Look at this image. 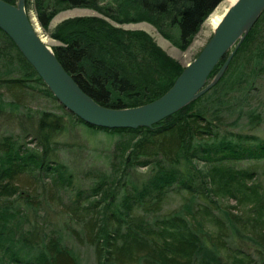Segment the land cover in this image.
<instances>
[{"label": "trees", "instance_id": "16d2710c", "mask_svg": "<svg viewBox=\"0 0 264 264\" xmlns=\"http://www.w3.org/2000/svg\"><path fill=\"white\" fill-rule=\"evenodd\" d=\"M223 1L27 0L26 8L60 43L52 47L55 55L87 95L103 107L129 109L165 95L186 66L148 32L113 23H150L186 51ZM72 9L100 16L66 19L50 29L58 14ZM259 85L264 11L224 76L150 128L94 127L61 104L59 115L40 111L33 135L0 140V264H84L70 241L93 248L95 264H264V185L257 167L263 165L264 175V111L254 102ZM35 95L57 101L0 28V115L25 107ZM66 120L115 141L108 171L89 170L86 188L75 186L60 154L66 144L57 137L68 132ZM172 195L183 203L167 211Z\"/></svg>", "mask_w": 264, "mask_h": 264}, {"label": "water", "instance_id": "95a60500", "mask_svg": "<svg viewBox=\"0 0 264 264\" xmlns=\"http://www.w3.org/2000/svg\"><path fill=\"white\" fill-rule=\"evenodd\" d=\"M27 0H0V28L34 67L56 100L86 124L105 129L152 127L206 94L225 74L245 37L264 11V0H239L214 30L200 55L189 63L173 87L152 103L129 109L101 106L65 70L53 49L42 41L26 8ZM224 65L210 81L219 62Z\"/></svg>", "mask_w": 264, "mask_h": 264}, {"label": "rangeland", "instance_id": "374dc122", "mask_svg": "<svg viewBox=\"0 0 264 264\" xmlns=\"http://www.w3.org/2000/svg\"><path fill=\"white\" fill-rule=\"evenodd\" d=\"M231 5L232 4H230L229 0H225L218 6L219 9L217 8L216 11L211 15V17L206 20L201 32L186 51H181L170 41L164 39L159 31L150 23L141 22L120 25L113 23L112 21L111 22L114 25L122 27L124 29L144 30L148 32L170 56L178 60L182 65L187 66L189 63L193 62L196 59L198 54L210 41L211 37H213L214 30L217 26L213 28L211 20L215 16L223 14L221 18L222 20ZM94 15L100 16L98 12L90 9H72L63 11L56 16L51 27L55 24L58 25L60 22L66 19ZM29 16L31 17V21L38 31L39 35L46 41V44L48 46L52 48L54 46L60 45L58 41L50 37V34L48 32L43 30L37 20L35 12L32 9H30L29 11ZM50 29L53 30L52 28ZM255 91L258 92L257 99L254 100L255 105H258L259 107H261V110L264 111V86L259 85ZM5 98L7 101L12 100V98L7 94ZM25 104V107H21L20 109L15 111L7 109V112L5 111V113L0 115V140L9 135H15L16 137L25 134H29V136L33 135L34 131H37L35 129L39 128L37 114L40 111H50L58 115L61 114V111L58 109V105H60V103L58 101L48 99L43 95H35L34 97H30L28 99V102ZM29 109L33 111L31 112L32 118H29ZM67 131L68 132H65L64 135L57 137L59 142L66 144V146H63L65 150L61 151L60 154L62 159L71 167L75 175V186H77L78 188H86L90 184V181H88V178L86 177V174L89 170H99L101 172L108 171L115 141L106 142L107 138L104 132H101L100 134H97L95 136L92 134L89 128L80 125L72 126L69 124ZM29 139H33V137H30ZM257 167L259 168L258 178L264 185V175H262L263 165L259 164ZM137 176L141 177V172H138ZM182 203V198L172 195L168 199L165 208L167 211H171L173 209L179 208ZM231 205H234V202H231ZM52 218L54 221L58 222V226H60L61 222L63 221L58 218L57 215L52 216ZM70 246L77 249L84 264H95L96 258L93 248L87 246L80 247L74 241H70Z\"/></svg>", "mask_w": 264, "mask_h": 264}, {"label": "bare ground", "instance_id": "6f19581e", "mask_svg": "<svg viewBox=\"0 0 264 264\" xmlns=\"http://www.w3.org/2000/svg\"><path fill=\"white\" fill-rule=\"evenodd\" d=\"M239 0H229V2H230V4H232L231 6H230V8L228 9V11H227V13L229 12V10L238 2ZM234 3V4H233ZM219 9V8H218ZM218 11V10H217ZM218 13V12H217ZM227 13L225 14V16L223 17V19L221 20V18H222V15H219V16H215L212 20H211V24H212V26H213V28L214 27H218L221 23H222V21L224 20V18L226 17V15H227ZM221 20V21H220ZM220 22V23H219ZM219 23V24H218ZM216 27V28H217ZM215 28V29H216ZM41 37V36H40ZM42 38V37H41ZM42 41L46 44V41L44 40V39H42Z\"/></svg>", "mask_w": 264, "mask_h": 264}, {"label": "crops", "instance_id": "0c3cea01", "mask_svg": "<svg viewBox=\"0 0 264 264\" xmlns=\"http://www.w3.org/2000/svg\"><path fill=\"white\" fill-rule=\"evenodd\" d=\"M55 19V18H54ZM54 22V20L52 21V23ZM52 23H51V25H52ZM57 26V24H55L54 26H50V28H52V29H54L55 27Z\"/></svg>", "mask_w": 264, "mask_h": 264}]
</instances>
